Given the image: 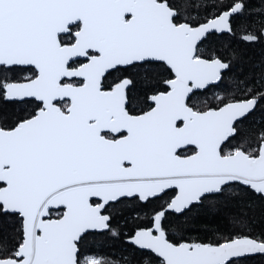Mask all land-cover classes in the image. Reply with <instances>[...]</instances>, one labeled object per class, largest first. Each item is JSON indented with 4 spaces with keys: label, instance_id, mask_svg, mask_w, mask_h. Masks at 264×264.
<instances>
[{
    "label": "snow or ice",
    "instance_id": "snow-or-ice-1",
    "mask_svg": "<svg viewBox=\"0 0 264 264\" xmlns=\"http://www.w3.org/2000/svg\"><path fill=\"white\" fill-rule=\"evenodd\" d=\"M193 7L201 5L0 0V101L19 106L11 120L0 108V216L19 218L16 236L0 241V264H153L135 251L81 261L78 244L90 231L120 235L112 220L124 199L147 202L170 189L175 195L152 214L151 226L128 235L134 249L160 264H237L264 254V224L250 215L247 198L264 200V130L250 141L238 127L264 91L222 94L215 105L194 100L219 88L242 56L239 47L205 53L201 45L213 33L264 41V8L222 0V10L200 22L198 13L190 18ZM158 63L170 78L157 80ZM256 66L264 88V53ZM112 72L120 75L106 85ZM138 78L148 107L140 113L131 106ZM206 199L239 209L224 234L173 242L167 212L183 214ZM54 208L62 209L55 218Z\"/></svg>",
    "mask_w": 264,
    "mask_h": 264
},
{
    "label": "trees",
    "instance_id": "trees-1",
    "mask_svg": "<svg viewBox=\"0 0 264 264\" xmlns=\"http://www.w3.org/2000/svg\"><path fill=\"white\" fill-rule=\"evenodd\" d=\"M195 6L200 4L201 7L190 11V18L197 17L200 22L213 11H221L220 7L222 0H190ZM227 3L229 0H223ZM247 11L258 10L264 8L262 0H246ZM203 5H216L213 9L211 7L205 8ZM247 11L245 15H247ZM239 19H237V23ZM239 47L242 52L241 59L236 61L231 73L226 74L224 83L219 88L210 89L208 92H198L194 99L201 103H208L215 105L217 103L215 97L222 94H232L237 98L243 97L247 93L248 87H253L259 91H264L260 88V81L258 80L260 68L257 67L261 54L264 53V41L256 44H243L236 38L227 34L218 35L213 33L206 45H201L202 52H210L213 49L225 50ZM157 80L163 81L170 74L167 67L162 63L156 65ZM23 74H26L23 73ZM120 75L119 72H112L106 79V84L111 83ZM156 83V81H153ZM159 85V89L162 88ZM146 85L142 83L139 78L136 86L132 88L131 94L133 97H138L134 100L132 107L142 111L147 108V105L142 103ZM0 108L8 114L9 119H14L19 112V106L0 101ZM27 108L30 110L31 105ZM243 129L241 137L247 136L250 141H254L261 130H264V100H261L256 110L249 114L239 126ZM241 137L230 142V144H238ZM229 145H225V150H228ZM247 192V189L244 190ZM166 195L158 198L150 199L147 202H141L136 199L123 200L121 204L114 206V218L112 220V227L117 229L120 233L118 236H113L111 232L107 231L101 234L89 233L84 237L80 244V253L87 251L88 253H102L106 256V260L111 261L119 259L123 255H128L135 251L137 258L145 256L150 257L153 263H159V258L134 247L127 242L129 234L133 233L137 227H144L150 225V218L155 211H158L166 203ZM248 200L253 205L254 211L250 213L256 220L258 225L264 224V200L259 196L248 193ZM239 209L235 207H225L222 203H212L210 200H205L203 203L194 204L191 208L183 214H175L168 212L164 219V225L168 229L169 238L173 242L181 240L193 241H209L215 240L219 235L224 234L223 228L229 224L232 217L238 214ZM18 217H3L0 216V241L4 237H15L16 231L19 227ZM217 228L220 232H217ZM260 228H257V232ZM14 240L8 239L7 247L11 248ZM0 247L3 244L0 243ZM136 264V261H133ZM142 264V261H141ZM237 264H264V255H254L246 257L237 262Z\"/></svg>",
    "mask_w": 264,
    "mask_h": 264
},
{
    "label": "flooded vegetation",
    "instance_id": "flooded-vegetation-1",
    "mask_svg": "<svg viewBox=\"0 0 264 264\" xmlns=\"http://www.w3.org/2000/svg\"><path fill=\"white\" fill-rule=\"evenodd\" d=\"M202 52V51H201ZM79 62H84L83 60H81V61H79ZM163 64V63H162ZM163 65H165V64H163ZM166 66V65H165ZM167 67V66H166ZM26 74H27V72H26ZM170 76H171V74H169L168 75V77H166L165 79H167V78H170ZM105 84H106V82H105ZM107 85V84H106ZM159 90H161V91H163V90H165L164 89V87L162 86V88H160ZM198 95V94H197ZM195 100V99H194ZM132 106V105H131ZM135 109V108H134ZM146 110H148V107L146 108V109H144V110H142V111H146ZM135 111L137 112V113H140L141 111H139L138 109H135ZM243 121V120H242ZM239 126V125H238ZM191 151H192V149H188V154H190L191 153ZM175 189H170V190H167V192H166V194H163V195H161V196H159V197H162V196H164V195H166L167 197H166V203L170 200V198H172L174 195H175ZM153 199V198H152ZM124 200H131V198H126V199H124ZM144 203V202H143ZM166 203H165V205L163 206V207H165L166 206ZM162 207V208H163ZM191 208V207H190ZM189 208V209H190ZM189 209H187V210H189ZM159 210H161V208L159 209ZM158 210V211H159ZM186 210V211H187ZM58 211H62V209H59V210H53V218H55V216H56V214H57V212ZM170 212V211H169ZM185 212V211H184ZM183 212V213H184ZM168 213V212H167ZM171 213H175V212H171ZM175 214H177V213H175ZM149 226H151V225H148V226H144V227H149ZM104 232H107V231H103V232H99V231H90L89 233H98V234H101V233H104ZM88 233V234H89ZM87 235V234H86ZM86 235H84V237L86 236ZM84 237H83V239L80 241V243L78 244V247H79V259L81 260V261H83L87 256H96V257H98V258H104V259H106V256H104L102 253H88L87 251H84V252H82V253H80V251H81V248H80V244L82 243V241L84 240ZM142 251H144V250H142ZM146 252V251H145ZM148 253V252H147ZM149 254H151V253H149ZM153 264H160V262L159 263H153Z\"/></svg>",
    "mask_w": 264,
    "mask_h": 264
},
{
    "label": "water",
    "instance_id": "water-1",
    "mask_svg": "<svg viewBox=\"0 0 264 264\" xmlns=\"http://www.w3.org/2000/svg\"><path fill=\"white\" fill-rule=\"evenodd\" d=\"M161 196V195H160ZM53 210H59V209H53ZM186 211V210H185ZM170 212H172V211H170ZM78 250H79V247H78ZM256 255H259V254H256ZM262 255H264V254H262ZM252 256H254V255H252Z\"/></svg>",
    "mask_w": 264,
    "mask_h": 264
}]
</instances>
